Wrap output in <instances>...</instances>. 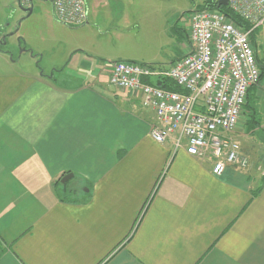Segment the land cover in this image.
Returning a JSON list of instances; mask_svg holds the SVG:
<instances>
[{
  "label": "crops",
  "instance_id": "obj_1",
  "mask_svg": "<svg viewBox=\"0 0 264 264\" xmlns=\"http://www.w3.org/2000/svg\"><path fill=\"white\" fill-rule=\"evenodd\" d=\"M177 29H161L177 42L167 57L82 27L48 75L0 49V264H264L262 74L239 118L251 127L233 132L247 166L221 175L156 142L140 92L108 82L113 61L171 66L189 48Z\"/></svg>",
  "mask_w": 264,
  "mask_h": 264
},
{
  "label": "built area",
  "instance_id": "obj_2",
  "mask_svg": "<svg viewBox=\"0 0 264 264\" xmlns=\"http://www.w3.org/2000/svg\"><path fill=\"white\" fill-rule=\"evenodd\" d=\"M17 1L28 7L33 0ZM48 1L59 22L68 26L87 22L86 0ZM227 1L249 29L235 25L219 10L196 8L183 13L189 28L188 51L167 69L117 60L109 63L108 73L110 85L140 92L142 105L154 111L156 122L150 135L156 142L171 140L173 152L183 148L193 156L210 155L214 175H221L228 165L247 166L233 132L248 89L260 77L250 35L264 26V0ZM161 78L171 80L181 91L156 85Z\"/></svg>",
  "mask_w": 264,
  "mask_h": 264
},
{
  "label": "rangeland",
  "instance_id": "obj_3",
  "mask_svg": "<svg viewBox=\"0 0 264 264\" xmlns=\"http://www.w3.org/2000/svg\"><path fill=\"white\" fill-rule=\"evenodd\" d=\"M202 3L203 0H86L88 23L68 26L54 18L48 0H33L29 15L17 0H0V37L6 36L0 49L17 59V64L26 66L29 62L31 68L48 75L52 72L51 65L66 62V56L61 51L77 38L78 29L87 27L92 31L100 29L103 34L98 42L116 51L160 52V55L163 53L169 57L176 50L177 42L175 46L169 42L161 29L176 26L178 29L175 32L183 48L189 30L185 15L193 9L202 8ZM154 29L159 32L155 34ZM250 41L256 60L263 64L264 26L255 28ZM256 118L264 125L263 113ZM250 123L248 121L243 125L241 118L235 128L244 130L251 127ZM253 137L254 140L264 139V129L250 139ZM72 197L79 198L80 195L73 194Z\"/></svg>",
  "mask_w": 264,
  "mask_h": 264
},
{
  "label": "trees",
  "instance_id": "obj_4",
  "mask_svg": "<svg viewBox=\"0 0 264 264\" xmlns=\"http://www.w3.org/2000/svg\"><path fill=\"white\" fill-rule=\"evenodd\" d=\"M202 8H211V9L219 10L226 17H228L230 20H232L235 25H237L243 29H249L251 27L247 21H245L237 13H235L233 10H231L228 5L227 6H220L219 8H217V1L216 0H203ZM254 31H255V29L252 30L251 35H253ZM257 63H258V66L261 70L260 71V77H261V74L263 75L262 72L264 71V65L262 63H260L259 61H257ZM154 83L156 85L162 87V88H167V89H171L174 91H181V88L179 86H177L174 82H172L171 80L166 79V78L158 79ZM64 187H67V186L64 185Z\"/></svg>",
  "mask_w": 264,
  "mask_h": 264
},
{
  "label": "water",
  "instance_id": "obj_5",
  "mask_svg": "<svg viewBox=\"0 0 264 264\" xmlns=\"http://www.w3.org/2000/svg\"><path fill=\"white\" fill-rule=\"evenodd\" d=\"M33 2V1H32ZM32 2L30 3V7H25V11L28 12V15L30 14L31 10H32V7H31V4ZM228 4V1L227 0H217V8H219L220 6H227ZM20 5V4H19ZM5 37L6 36H1L0 37V45L4 44L5 43ZM22 51V50H21ZM72 176L71 173H68V174H65L61 179H60V182L61 183H65L70 177Z\"/></svg>",
  "mask_w": 264,
  "mask_h": 264
}]
</instances>
